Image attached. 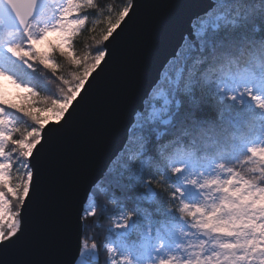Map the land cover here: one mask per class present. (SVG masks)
<instances>
[{
    "label": "snow or ice",
    "instance_id": "snow-or-ice-1",
    "mask_svg": "<svg viewBox=\"0 0 264 264\" xmlns=\"http://www.w3.org/2000/svg\"><path fill=\"white\" fill-rule=\"evenodd\" d=\"M173 26L138 0H0V264H58L71 214L67 264H264V0L191 12L129 107L140 53Z\"/></svg>",
    "mask_w": 264,
    "mask_h": 264
},
{
    "label": "water",
    "instance_id": "water-1",
    "mask_svg": "<svg viewBox=\"0 0 264 264\" xmlns=\"http://www.w3.org/2000/svg\"><path fill=\"white\" fill-rule=\"evenodd\" d=\"M141 12L153 15L159 19H168L174 22V26L166 32L159 40L152 44L147 51L140 53L138 75L131 85L128 97V105L131 107L139 99L140 92L146 85L148 79L155 74L159 61L169 50L171 43L178 38L181 28L187 20L188 15L200 7L207 0H138ZM181 5L182 7H174ZM114 146L111 140H101L87 145L81 153L80 180L86 182L93 171L98 169L110 149ZM78 242L75 215L71 214L65 226V240L61 248L51 255L58 264H67L71 259L73 250ZM16 257H8L12 259ZM23 258V257H21Z\"/></svg>",
    "mask_w": 264,
    "mask_h": 264
},
{
    "label": "trees",
    "instance_id": "trees-1",
    "mask_svg": "<svg viewBox=\"0 0 264 264\" xmlns=\"http://www.w3.org/2000/svg\"><path fill=\"white\" fill-rule=\"evenodd\" d=\"M102 2L108 3V2H111V0H102ZM116 2L118 3L119 0H116ZM102 19L103 18L101 17V20ZM89 27H91V25ZM103 27H104L103 23L99 24L96 28L95 35L99 36L100 30ZM92 35H93V33H90V32H84L81 34L80 39L76 44V48L78 51H83L84 47L87 45H91L92 47L95 46L94 41L91 40ZM65 70H67L66 66H65ZM29 86H32V85H29ZM38 91H41V90L38 89ZM47 94L48 93L41 91V95H47ZM14 119H15V117H14ZM16 126L23 128V127H26L27 125L21 121H17ZM107 224H108V218L106 216L100 217L99 220L96 222V225L92 229L89 230L90 234H95V235H97V237L99 239H102L103 236L106 234ZM101 260H102V258H101Z\"/></svg>",
    "mask_w": 264,
    "mask_h": 264
},
{
    "label": "rangeland",
    "instance_id": "rangeland-1",
    "mask_svg": "<svg viewBox=\"0 0 264 264\" xmlns=\"http://www.w3.org/2000/svg\"><path fill=\"white\" fill-rule=\"evenodd\" d=\"M55 34H51L50 39H55ZM3 87L6 93V98L11 100L14 103H23V97L25 95L23 88H17L13 83L7 80H2ZM14 119V117H12ZM16 157L13 156V161H15ZM19 173L16 170V167L14 166L12 169V177L15 179Z\"/></svg>",
    "mask_w": 264,
    "mask_h": 264
}]
</instances>
